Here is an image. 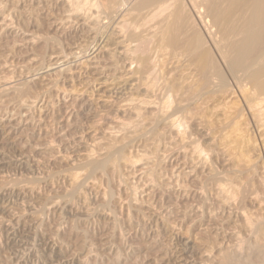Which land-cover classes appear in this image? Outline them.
<instances>
[{"label":"rangeland","instance_id":"1","mask_svg":"<svg viewBox=\"0 0 264 264\" xmlns=\"http://www.w3.org/2000/svg\"><path fill=\"white\" fill-rule=\"evenodd\" d=\"M18 1L0 0V7L3 3L1 10L2 8H8L6 9L7 11H3L7 12L6 15L8 14L7 16L5 15L6 21L8 23L11 22L10 24L13 23L11 29L8 28L9 25L6 29L0 30V76L4 78L1 79L0 85L2 87L0 86V88L3 90L4 85L2 84L5 83V86L8 85L13 88L6 86L8 87L7 90L5 87L3 91L0 90V264H201L204 259L203 250L201 249H203L205 244L207 243L206 245H208V242L209 244L212 242L216 243L223 237H229L239 222V218H236L235 212V216L232 213L233 211H226L228 214L225 211L222 213L213 195L209 196L210 194L208 193V195L205 194L206 196H204L201 193L203 196H198V193L205 190L204 188L203 190L200 188L203 186L201 183L206 178L205 173L204 175L200 172L197 176L193 178L188 177L185 180L184 184L188 183V189L192 187L191 191L189 190L191 194L183 197L181 193L174 191L178 193L172 195L173 191L170 192L169 189L172 186V182H174L172 179L173 174L171 173H175V171L184 166L181 167L183 162L179 157L175 159L174 156V158L168 156L163 165L164 168L162 167L165 170L162 169V171L165 174L164 176L167 174V178H170L171 175L170 179L172 182L165 180V184L168 183L169 185L165 186L164 182L161 184H164L162 187H166L167 189L160 188V185V189L158 188L159 190L156 189L153 192L155 195L151 196V199L153 197L151 202L155 206L154 211L156 213H153V210L147 209L141 212L143 208L140 209L141 211L139 208L136 210V207L134 209L131 206V208L127 204L128 201L122 198L125 196L127 199V195L124 193L126 191L127 194V189H125V184L120 177L118 178L121 180H118L117 176L114 178L111 174L112 172H109V170H104V172L107 171L109 173H103L101 170V176L100 170L95 171L96 174L93 172L92 177L89 169L90 166H88V163L85 164L86 162L83 159L85 149L89 148L88 146L92 144L96 137L100 138L105 133L104 130H107L108 125L109 127L115 126L120 122L117 120H121V118H125V122L131 119L130 117L127 120L129 118L128 112L130 116H133L131 115L133 114V105L131 106V104H135L132 103L134 100L135 102L137 99L138 101H142L144 98L147 97L148 99L150 96V98H155L152 94L147 93H145L147 96H144V93H142L143 87L141 85L139 87V84H136L135 81L136 85L130 86V77L132 79L139 75V66L137 65L138 63L134 61L128 62V59L122 57L120 51L122 50L121 44L123 45L122 42L127 38H120L121 44H119L120 39L118 40L117 38V35L122 34L126 28V25H124L126 23L125 20H128L130 23L131 21L132 23L137 22L135 17L133 19V17L131 18L127 14V18H121V16H125L124 13L128 9V6L130 7V2L133 0H127L126 2L129 4L126 3L127 7L123 5L119 9L120 12L119 10H117L118 12H112L113 17L117 16L115 18L110 16L111 13L106 12L100 0H90L92 5L89 2L90 5H87V7L93 9V15L96 14L95 16H99V19L102 16L99 14L100 11L104 12L101 14H105L102 16L103 18L107 15L104 19L99 20L102 25L101 27L99 24V32L96 31L98 29L94 28L96 29L94 30L88 24L82 23V21H78V19L73 17L71 18L72 20L65 21L66 15L70 10L67 9L70 5H66L65 1ZM94 2L100 3L101 6L99 7L96 4V7ZM97 10L99 11L98 13L96 12ZM118 13L119 15L122 13L120 17H118ZM108 15L110 16L109 18ZM59 16L63 19H60ZM8 17L11 20L10 22L7 20L9 19ZM123 19L124 21H122ZM120 21H122V25ZM143 21L141 19V22ZM59 22L61 23L58 24ZM116 22L120 25L119 27H117ZM138 22H140V19ZM113 27H117L116 30L119 29L116 31ZM102 28L103 30H101ZM113 31H116L117 34ZM112 38L114 39L112 40ZM115 39L118 41L114 42ZM107 48L109 49L107 50ZM183 49L184 46H182L181 50ZM166 50L162 52L164 55L161 54V51L160 53L159 51L157 52L160 62H166L167 60L164 65L167 69L175 67L179 62L183 63L185 61L186 56H183V62V59H179L178 61L177 57L176 59L169 55L168 51L171 50L170 47ZM110 52H118V54L113 53L115 55H112ZM164 56L166 58L170 56L169 58L174 59L169 60ZM187 57L189 59L188 62H190L191 58V61L193 60L194 62V58L191 55V58ZM121 58L125 60L123 61ZM160 58H164L162 60L165 61H161ZM168 61L170 64L173 62V65H170ZM193 62L192 64H194ZM127 63L128 65L130 63L133 64L127 67ZM131 67L132 72L130 71ZM125 69H129L127 70L128 73H125ZM136 86L139 88H136ZM11 90L15 92L12 93ZM81 92L84 93L81 94ZM3 94L6 95L2 96ZM136 95L138 96L137 99L134 97ZM140 97L143 99H139ZM29 99L32 100L30 101ZM32 101H34V104H32ZM127 106L131 108H124ZM207 110H205L206 115L212 118L213 116L214 118L216 117V119H213L217 123V117H220L219 112L217 113L216 110L215 114L214 108L212 109L211 107ZM209 111H213L212 113L214 114H209ZM205 113L202 120L205 118L203 122L208 123L206 122L207 117H205ZM114 118L118 119L115 121ZM203 122V125L199 126L200 130L197 129L194 131V134L197 139H200L198 143H201L203 148L207 149L211 147L215 151L213 153L215 156L213 157V154H210L209 149H207L209 152L205 150V156L211 155L209 157L210 161L217 159V161L213 162L218 167V171L223 172L224 170L226 172L228 169L227 172L230 171L229 173H231L236 168V170L240 169L241 164L238 161H234L235 159L231 157L232 155L228 156L230 153L221 144L223 142L220 138V133H206V130H204L206 124ZM198 130L200 133L197 132ZM103 131L104 133H102ZM202 131H205L204 133L206 134H202ZM216 133L219 136L215 135ZM212 135L216 136V138L212 137ZM209 137H211V140ZM217 140L220 143H217ZM135 143L133 145H137L138 149L140 147L139 151L142 152L144 150L142 149V146H144L143 142L138 143L137 141ZM46 144L51 146H47ZM218 144H221V146ZM133 145L131 147L134 150L128 147L126 148L127 153L131 149L133 152H136L137 149ZM48 147H51L50 150ZM219 147L221 148L218 149ZM252 152L251 156L255 155L254 158L252 157V160L255 161L258 156L260 158L257 150ZM177 159H180V161ZM243 163L245 162L243 161ZM234 165L238 167L235 168ZM85 166H88L86 167V172L91 173L89 177H92V181L97 177L98 182H102L101 184L98 183L100 184L99 187H101L97 191L96 188L94 189L92 185H89L90 183L92 184V181H87L88 176H86L87 179L85 180L89 184L85 183L86 181H81V176L85 178L84 176L86 175ZM233 166L235 169L232 168ZM77 172L80 175L83 173L79 181L85 183L80 185L82 187L79 186L77 190L81 191L83 189V191L78 193L76 192L77 190H73L72 187L74 186L71 185L74 183L72 176ZM110 174L111 176H108ZM199 175L201 179L198 177ZM256 176L259 178L254 176L253 179H250L252 183L254 181V184L249 182L251 186L253 185L252 189L254 187L255 190L261 189L264 186V182L261 181L262 179L260 180L261 177L259 175ZM167 178L165 177V179ZM242 178H246V174H242ZM81 182L78 183L80 184ZM260 184L263 186L261 185L260 187ZM98 190H102V194H106V196L104 195L105 197L109 195H107V192L110 193V198L107 197L110 200L102 197L101 191L99 192ZM194 190L196 192L199 190V192L196 193ZM74 192H76V195ZM111 197H113V200ZM117 200L119 202H116ZM120 200L126 202L121 203ZM106 201L107 203H104ZM247 201H245L246 207H253V202L250 199L249 202ZM118 203L127 205H124V208L121 205L122 209ZM171 207L174 209L172 210ZM151 212L153 215H151ZM157 212L159 215H157ZM212 212L215 213L212 214ZM144 214L145 216H143ZM164 214L165 216H163ZM161 217L164 218L162 219ZM167 217L169 221L172 219V222L178 223L176 225H180L182 229L174 223L172 224L176 226V231L170 228L169 225H166L165 219ZM217 225L219 226L217 227ZM229 225L230 227H228ZM177 230L180 232L178 231L179 233H177ZM185 231L187 232L185 233ZM222 235L223 237H221ZM218 236L220 237L218 238ZM199 243H202V248ZM117 254L120 256L119 259L121 258L120 261L115 260Z\"/></svg>","mask_w":264,"mask_h":264},{"label":"bare ground","instance_id":"2","mask_svg":"<svg viewBox=\"0 0 264 264\" xmlns=\"http://www.w3.org/2000/svg\"><path fill=\"white\" fill-rule=\"evenodd\" d=\"M62 1H65L66 5L68 4L70 5L68 6V8L65 6L68 10L70 9L69 13L67 15L65 14L66 15L65 21L72 20L71 18L73 17L75 19H78V21H82V23L88 24L92 29L94 28L98 29L100 24L99 20H102L103 18L102 16H104L105 14H101L104 12L100 11L99 14L102 15L100 17L101 19L98 18L99 16H95L96 14L93 15V11H92L93 9L87 7V5L88 6L90 5L89 4V2H91L90 0H62ZM100 1L106 12L111 13L110 16H112V12H116L117 10L122 8L123 5L124 6L126 5L127 7V4H129L126 2L127 0H100ZM96 4L97 2L95 3V5ZM99 4L97 5L100 7L101 4L100 5ZM130 4H131L130 7L128 6V9L127 10L125 9L127 12L124 10L125 16L124 17L121 16V18L125 19L128 17L127 15H129V17L131 16V18L133 17V19L135 17V20L137 19V22L132 23V21L129 20L131 21L130 23L128 22V20H125L126 23L128 24L126 23L124 24L126 25V28L125 29L123 28L124 32H122L123 31L122 29L121 31L122 34L120 33V35H117L118 40L123 37L127 38L124 42H122L123 45L120 43L121 39L119 40V44H121L122 46V50L120 51L122 57L129 60L128 62L134 61L138 63L137 65L139 66L138 68L139 75L132 79L130 77L129 80L130 86H134L138 83L139 87L140 85L143 87L144 92L142 91V93H144V96H147V94H152L153 96H155V98L152 97L153 98L152 99L150 98L151 97L150 96L148 99L151 100H148L146 97L144 98L145 99L144 101V99L140 97L139 99H143V100L138 101L137 97L139 96V94L138 96L137 95L134 96L136 97L137 100L135 102L133 98L134 102L132 103L135 104H131V106L133 105L132 106L133 114H131L133 116H130V113L128 112L129 118H127V120L130 119V117L131 119L125 122L126 120L125 118L124 119L121 118L122 121L116 118L118 119L117 121L120 122H118V124H116L115 126L113 125V127L110 126L111 128L108 125L107 130L103 129L105 131V133L104 131L102 132L104 133L102 134L103 137L102 136L100 138L96 137V139H94L92 144L88 146L89 148L87 147L88 149H85L86 151L83 156L84 158L83 157L82 158L85 160L86 162L85 164L88 163V166H90L89 169L92 174L86 172L87 171L86 167L88 166H85L84 168L86 172V175L84 173L85 178L81 176L83 175V173H81L80 175L79 173L80 171L74 174V176H72L74 183L71 184L72 186H74L72 187L73 190L76 191L77 189H79V186L82 183H84L81 181H86L85 180L87 179L86 176H88L87 181L90 180L89 182H91L92 181L91 178L93 177L92 176L93 172L94 174H96L95 171L100 170V176H101L102 171L103 173H106L107 171L104 172V170H109V172H112L111 174L114 176V178H116L115 176H117V178L120 177L123 183L125 184L124 187L125 189H127V194L126 191L124 193L125 195H127L126 196L127 199L125 198L124 195H123L124 197L122 196L121 197L124 198V200L128 201L127 204L130 207L132 206L134 207V209L136 207V210L137 208H139V210L143 208L141 209L142 211L140 210L141 212H144L147 209V210H153L152 212L156 213L154 211L155 206H153L151 202V200L153 199V197L151 199V196L154 194L153 192L159 188L160 185L161 188L162 185L165 184L164 182L165 180H168L167 182L171 181L170 179L171 175L169 172L166 171L167 173H169L168 175H170V178H167V174L166 176H164L165 174L162 171V169L164 168L163 165L165 164L166 158L168 156L172 158L175 157V159L179 157L183 162L181 167L182 166L184 167L179 169L178 171H175V173L173 172L171 173L173 174L172 179L174 180V182L171 181L172 186L169 187L170 192L178 191L183 195V197L188 196L189 194H191L189 190L192 187L188 189L189 187L187 185L188 183L187 184L185 183L186 185L184 184L185 180L188 177L193 178L194 176H197L200 172H202L203 174L205 173L206 175L205 174L204 175L206 176V178L204 176L205 179L201 183L203 186L202 187H200L201 185L198 186L202 190L203 188L205 190L200 193L198 192L201 189H199L198 192L194 190V192L198 193V196L202 194L206 196L208 195V193L210 194L209 196L213 195L215 197L214 199H216V202L218 203L217 205L221 208L222 213L224 211L225 212L233 211L232 212L233 215L235 212L237 215L236 218H239L238 224L236 225V227H234L235 229L230 233L229 237L226 236L228 238L223 237L222 235L221 237L223 238L220 239V241L218 242L214 241L216 243L212 242L211 244H209L208 242V245H206L207 243L205 244L204 242H202L203 244H205V246L203 247V249H201L203 250V255H204V259L201 264H264V186L262 185L263 183L260 184V187L261 185L263 186V188L261 189L259 188L261 190L260 191L259 189L255 190L254 187L252 189L253 185L252 186L250 185L252 183L251 182L252 180L250 179H253L254 176L258 177L256 175H259L261 177L260 180L262 179L261 181L264 182V0H133L132 2H130ZM1 7H0V14L2 19L0 20V30L3 28L6 29V27H8L9 25L10 26L8 28L11 29L12 28L11 25L13 23L10 24L11 20L9 17H8L9 19L7 20H9L10 23L6 21L5 15L7 12H3L8 8L6 9L2 8L1 10ZM96 12L98 13L99 11L97 10ZM120 15L118 17H120ZM110 16L108 15V18ZM115 17L112 16V18ZM61 18L62 17H60V19ZM124 19L122 21H124ZM139 19L140 22H138ZM141 19H143L144 21L141 22ZM122 21H120V24L122 23ZM61 22H59L58 24H60ZM117 22L116 25L117 27H119L120 25H118ZM114 28L115 27H113V29ZM101 30H103V28ZM96 31L99 32L100 29ZM116 31L113 32L116 33ZM113 39L114 38H112V40ZM116 40L117 39H115L114 42H116ZM182 46H184L183 50H181ZM168 47L171 48V50L168 51L171 57H175V58L177 57L178 59L177 58L176 59L178 61L179 59H183L182 60L183 62L184 61L183 56L186 57L189 56V58H191L190 57L191 55L194 58V62L193 60L191 61L192 58L190 59V62H188L189 60L188 57L187 58L185 57V61L183 63L179 62L180 64L177 63L178 65L176 64L175 67L167 69L164 66L167 60L166 62H160L157 51H159V53L161 51L162 54V52L166 50ZM108 49L109 48H107V50ZM110 53H112V55H115L113 53L116 52H110ZM116 54H118V52ZM169 57L167 58L165 57V58L169 60L174 59ZM160 59L161 61H165L162 60L164 58H160ZM121 60L123 59L121 58ZM192 62L194 64H192ZM172 63L170 64L169 62L170 65H173ZM131 64L133 63H130L129 65ZM129 65L127 67H129ZM132 67L134 66L132 65ZM132 67L130 68L131 72H132ZM125 70H126L125 73H128L127 70L129 69H125ZM2 78L3 77L0 78V82H2L1 81ZM134 81L136 82V84ZM5 84L2 85H4L6 90L8 89V87H11L8 85H6L8 86L6 87ZM138 86H136V88ZM4 87L3 90L5 89ZM1 89L2 88H0V90ZM133 90L135 91V89ZM13 92L15 91H12V93ZM83 93L81 92V94ZM145 93L147 94L145 95ZM6 94H3L2 96ZM127 103L129 104V102ZM32 104H34V101H32ZM129 106L124 108L130 109L131 107L129 108ZM208 107L209 108L211 107L212 109L214 108L213 110L214 113L216 112V110L217 113L219 112L218 114L220 115V117L219 118L217 117L216 120L217 123L214 121L216 117L214 118L213 116L214 118L213 119L212 117L206 115L205 110L209 109ZM126 111L128 110L126 109ZM129 111L131 112V110ZM212 112L209 111L208 113L214 114ZM204 113H205V117H207L206 122L208 123L203 122V120L205 121V118L202 120ZM208 117L211 118V119L209 118L210 121H208L209 120ZM202 122L206 124L204 129L206 130V133H214V132L220 133L221 135L220 138L223 142L221 144H223L225 147L222 148L227 149L228 152L230 153V155L228 156L232 155L231 157L235 159L234 161H238L241 164V167L239 166L240 169L236 170L237 169L236 167L238 166L235 165L238 164H235L234 166L236 169L234 168V166L232 167L236 170V171L234 170V172L229 173L230 171L227 172L228 169L226 170V172H224V170L223 172L218 171L217 169L218 167L213 162L215 160L217 161V159L210 161L209 157H211V155L207 156L208 158L205 156L206 155L204 154L205 150L209 149L210 154H213L215 151L211 147H210L211 149L210 148L206 149L205 147L203 148V146H201L202 144L198 143V140L200 139H197V137L194 134V131L199 129L200 125H203ZM199 130L197 132H199ZM204 132L205 131H202V134ZM217 133L215 135H217ZM217 136H219V134ZM212 137L216 138V136L213 135ZM209 138L211 140V137ZM137 141L138 143L142 141L144 144V146H142L143 147L142 149H144L142 150V152L139 151L140 147L138 149L136 147L137 145L136 146L133 145V143L134 142L137 143ZM164 141L165 143L163 144L165 146L162 144V142ZM218 142L219 141L217 140V143ZM221 144L218 145L221 146ZM132 145L135 146V149L138 150V151L136 150V152L134 151L135 153L133 152L134 148L131 147ZM47 146H51V145H47ZM128 147L133 148V150L132 149L128 150L129 152L127 153L126 148ZM220 148L221 147H219L218 149ZM254 150H257L260 154V158L259 156L257 157L259 159L256 158L258 161L256 159L255 161L252 160L255 157V155L251 156V152ZM214 156L215 155L213 154V157ZM180 159L177 160L180 161ZM241 161L242 163L243 161L245 162L243 163L244 165L241 163ZM223 164L225 163L223 162ZM90 174L92 177H89ZM111 174L108 176H111ZM242 174H246V178H242ZM71 175L73 174L71 173ZM80 176L82 177L81 181H79V179H81ZM165 177L167 179H165ZM198 177L200 178V175ZM96 178L93 179L92 184L91 183L89 184V182L87 183V181L85 183L92 185V187L94 189L96 188L97 191L98 188L100 189L101 186L99 187V185L102 182L101 183L98 182ZM120 178H118V180H121ZM254 180L256 181V179ZM257 180L259 181V179ZM78 182L81 183L79 184ZM163 182L164 184H161ZM249 182L251 183L249 184ZM255 183L257 184V182ZM167 184H165V186ZM252 184H254V181ZM163 189L166 190L167 188L165 187ZM82 191L83 189L81 191L77 190L76 192L78 193ZM98 191L99 192L101 191L100 192L101 194L103 193L102 190H98ZM76 192H74L75 195ZM173 192L172 195L178 193V192L177 193L176 192L173 193ZM108 194L110 195V193L107 192V195ZM104 195L106 196V194H102L101 196L105 197ZM109 195L107 197H109ZM139 195L143 197L141 198ZM113 197H111V199ZM121 197L120 199H122ZM203 198L201 199L203 200ZM249 199L254 204V205L252 204L253 207L251 206V208H248L245 205V201L249 202ZM118 200L116 202H119ZM120 201L121 203L126 202V201L122 202V200ZM104 203H107V201ZM127 204L118 203L119 206L123 205V208L124 205ZM246 204L249 205L248 203ZM160 209L162 208L160 207ZM127 212L129 213V211ZM153 213L151 215H153ZM214 213L212 212V214ZM185 214L183 215L185 216ZM226 214L228 213L226 212ZM157 215H159V213ZM143 216H145V214ZM163 216H165V214ZM185 219L184 221H186ZM165 220H166L165 221L166 225H169L170 228H172L173 230L175 229L176 231L175 227L178 225V223H176L177 224L176 225L174 222L171 221L172 219L169 221L168 217ZM172 223H174L176 226ZM218 226L219 225H217V227ZM177 227H180V225ZM228 227H230V225ZM172 229L171 231H173ZM179 230H177V233L180 232ZM186 232L187 231H185V233ZM219 237L220 236H218V238ZM119 257H120L119 254H117V256H115V260L120 261L121 258L119 259Z\"/></svg>","mask_w":264,"mask_h":264}]
</instances>
